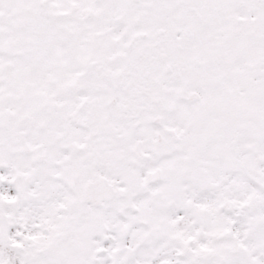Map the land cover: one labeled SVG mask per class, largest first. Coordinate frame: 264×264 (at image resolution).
I'll use <instances>...</instances> for the list:
<instances>
[{
	"label": "snow or ice",
	"instance_id": "6c2138e0",
	"mask_svg": "<svg viewBox=\"0 0 264 264\" xmlns=\"http://www.w3.org/2000/svg\"><path fill=\"white\" fill-rule=\"evenodd\" d=\"M0 264H264V0H0Z\"/></svg>",
	"mask_w": 264,
	"mask_h": 264
}]
</instances>
